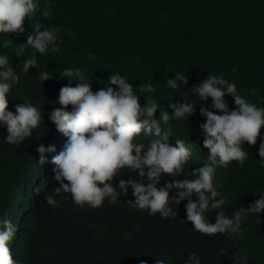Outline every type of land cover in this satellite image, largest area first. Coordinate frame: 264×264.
I'll return each mask as SVG.
<instances>
[{
	"label": "trees",
	"instance_id": "trees-1",
	"mask_svg": "<svg viewBox=\"0 0 264 264\" xmlns=\"http://www.w3.org/2000/svg\"><path fill=\"white\" fill-rule=\"evenodd\" d=\"M39 2L41 12L47 8L50 17L38 12L35 19L45 28H60L59 51L40 54L26 47L24 57L16 56L35 21L26 20L22 34H0V54L9 57L20 77L10 90L9 110L27 101L43 113L41 124L19 145L5 142L7 129L0 127V216L6 215L17 229L9 245L13 258L22 264H155V258L185 264L194 252L201 264H264V213L242 219L239 234L207 235L186 221V200L171 203L176 215L164 218L159 212L151 215L149 210L131 208L127 201L135 198L130 186L127 196L118 197L115 204L106 198L98 208L87 204L81 208L68 193L55 196L53 189L59 184L51 158L63 149L66 138L48 119V113L59 107L60 89L69 83L60 75L65 68L80 69L93 92L106 87L116 72L138 95L139 86L151 83L155 92L140 94V103L143 107L148 96L160 104L157 119L162 110L173 114L169 103L196 104L189 118L170 121L167 141L172 146L176 139L191 144V158L182 175H162L158 187L174 179H191L190 171L209 163L200 130L206 122L201 107L219 114L211 107V98L203 101L192 92L194 86L211 74L223 76L246 100L264 107V0ZM33 54L37 68L25 74L19 65ZM39 71H47L51 79L41 81ZM177 72L187 76L188 84L178 82V88H169L166 80ZM78 83L72 80L73 86ZM225 100L230 110L236 107L233 97L226 95ZM262 140L264 128L256 145H242L248 152L243 166L233 161L227 168L217 167L214 184L225 204L207 214L211 222L220 210L231 216L264 195V163L258 154ZM40 144L56 148L45 153L44 164L36 151ZM129 178L140 180L136 171L125 167L113 183ZM45 195H53L57 205H48ZM17 224L26 233L24 240ZM221 248L223 256L217 254Z\"/></svg>",
	"mask_w": 264,
	"mask_h": 264
},
{
	"label": "clouds",
	"instance_id": "clouds-1",
	"mask_svg": "<svg viewBox=\"0 0 264 264\" xmlns=\"http://www.w3.org/2000/svg\"><path fill=\"white\" fill-rule=\"evenodd\" d=\"M38 12H41L39 0H0V34H22L25 32V21H35L26 44H20L17 57H24L26 47L40 54L59 51L58 40L62 43L58 36L60 28H45L35 19ZM41 15L50 17V12L45 8ZM89 59L94 61L95 57L89 56ZM19 67L25 74L37 68L36 56L33 54L22 61ZM60 75L68 78L69 83L59 91L56 101L59 107L48 113V119L66 138L63 149L51 158L54 180L59 184L53 189L55 196L68 193L81 208L85 204L98 208L106 198L115 204L118 197L127 196L130 186L135 198L127 201L131 208L149 210L151 215L159 212L164 218L176 215L171 203L179 205L186 200V221L191 222L196 231L207 235L239 234L242 219L264 213V195H261L247 208L241 207L231 216L220 210L215 223L207 216L209 212L222 209L225 204L214 184L217 167L227 168L233 161L243 166L248 152L242 145H256L264 128V107H257L246 100L235 83L211 74L192 88L201 100L211 98V107L219 113L206 107L200 110L201 115L206 117L200 130L204 136L203 146L209 150V163L190 171L188 175L191 179H174L158 187L162 175H182L191 158V144L186 145L183 140L176 139V146H172L167 141L170 121L189 118L196 104L169 103L173 114L162 110L157 119L160 104L148 96H144L147 103L143 107L140 103V94L155 92L151 83L139 86L138 95L126 77L116 72L110 75L106 87L93 92V84L86 80L80 69L68 67ZM38 77L43 82L51 79L47 71H39ZM72 80L79 83L73 86ZM19 82L20 77L10 64L9 57L0 54V127L7 129L5 142L17 145L32 136L43 118L41 109L27 101L15 105V111L9 110L10 90ZM178 82L187 85V76L177 72L174 78L166 80L167 86L172 89L179 87ZM226 95L234 98V109L230 110ZM70 105L71 111L68 110ZM152 136L161 139L155 140ZM36 151L40 154V163L44 164L48 162L45 153L56 152V148L40 144ZM258 154L264 163V140L259 145ZM125 167L136 171L140 180L129 178L113 183L119 170ZM44 199L48 205L56 206L58 203L53 195H45ZM17 226L19 236L24 240L26 233L19 224ZM16 231L6 215L0 216V264H22L13 258L9 246ZM217 254L223 256L225 250L221 248ZM155 264H167V261L155 258ZM185 264H201V260L192 252Z\"/></svg>",
	"mask_w": 264,
	"mask_h": 264
}]
</instances>
